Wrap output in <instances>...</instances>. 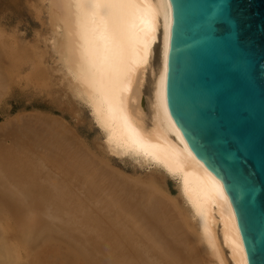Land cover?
Masks as SVG:
<instances>
[{
    "label": "bare ground",
    "instance_id": "obj_1",
    "mask_svg": "<svg viewBox=\"0 0 264 264\" xmlns=\"http://www.w3.org/2000/svg\"><path fill=\"white\" fill-rule=\"evenodd\" d=\"M43 1L60 87L53 69L43 80L39 56L3 42L0 97L10 84L17 97L21 89H45V105L74 119L78 111L62 99L81 100L106 149L154 173L136 180L117 173L102 145L92 153L51 116L3 124L0 264H248L222 182L166 110L167 0ZM36 106L42 103L21 107ZM165 178L177 198L160 191ZM10 213L12 226H4Z\"/></svg>",
    "mask_w": 264,
    "mask_h": 264
},
{
    "label": "water",
    "instance_id": "obj_2",
    "mask_svg": "<svg viewBox=\"0 0 264 264\" xmlns=\"http://www.w3.org/2000/svg\"><path fill=\"white\" fill-rule=\"evenodd\" d=\"M164 101L264 264V0H167Z\"/></svg>",
    "mask_w": 264,
    "mask_h": 264
},
{
    "label": "rangeland",
    "instance_id": "obj_3",
    "mask_svg": "<svg viewBox=\"0 0 264 264\" xmlns=\"http://www.w3.org/2000/svg\"><path fill=\"white\" fill-rule=\"evenodd\" d=\"M46 7V8H45ZM52 36V30L49 24L48 2L43 0H0V44L12 46L17 51L23 48L28 57L38 59L43 62L39 70L45 73L43 80H47L49 69H53V79L56 80L55 89H59L60 72L57 64L56 55L52 52L49 38ZM4 40V41H2ZM6 41V42H5ZM35 59V60H36ZM38 78V77H37ZM38 80V79H36ZM15 85L7 86L0 97V134L5 132L2 125L13 121L19 115L42 114L51 116V118L61 121L77 137V139L90 149L92 153L99 154L100 146L104 147L101 156L110 166L119 174L136 180L143 179L147 175L154 173V169L145 167L141 163H136L128 157L120 158L110 153L104 146L105 138L94 123L89 108L78 99H62L64 104L73 107L72 111L75 119L62 109H49L50 105H45V89L25 88L21 89L18 97L14 95ZM40 91V92H39ZM42 94V95H41ZM42 97V98H41ZM44 100V101H43ZM41 102L42 106L31 107L24 110L21 106L31 104V102ZM68 102V103H67ZM24 103V104H23ZM71 103V104H70ZM67 107V106H66ZM20 110V111H19ZM2 127V129H1ZM2 130V131H1ZM2 136V134L0 135ZM8 144V142H6ZM95 149V151H94ZM159 187L162 193L170 198H177V192L172 180L165 178V184ZM13 210L9 208L8 212ZM9 215V214H8ZM11 213L3 219L4 226H12ZM9 221V223H7ZM42 241V240H41ZM24 257V252L21 253Z\"/></svg>",
    "mask_w": 264,
    "mask_h": 264
}]
</instances>
